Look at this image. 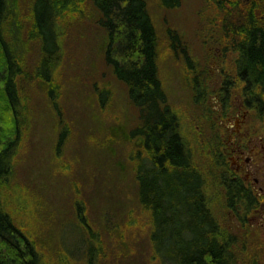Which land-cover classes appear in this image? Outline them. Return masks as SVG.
Returning <instances> with one entry per match:
<instances>
[{"label":"rangeland","instance_id":"1","mask_svg":"<svg viewBox=\"0 0 264 264\" xmlns=\"http://www.w3.org/2000/svg\"><path fill=\"white\" fill-rule=\"evenodd\" d=\"M145 1L157 31L159 78L193 163L205 177L209 209L223 232L235 238L234 264H264L263 224H235L221 186L216 153L220 142L226 147V131L216 118L215 100L225 80L237 77L235 41L227 22L241 24L251 17L263 21L264 0H180L175 9L162 0ZM54 3L63 20L60 60L54 82L44 84L34 73L37 42L29 41L28 76L21 82L27 126L6 206L18 224L32 230L41 251L53 259L48 263L70 264L61 253L59 237L62 226L75 220L76 204L82 203L90 223L111 233L115 251L121 233L126 234L130 244H137L128 260L149 264V220L138 203L131 160L140 147V138H130L141 128L140 111L105 63L104 35L91 0ZM24 34L27 40L28 26ZM197 86L205 91L203 96ZM241 103L240 91H233L230 105L239 108ZM252 116L264 129V118ZM63 131L65 142L58 150Z\"/></svg>","mask_w":264,"mask_h":264},{"label":"trees","instance_id":"2","mask_svg":"<svg viewBox=\"0 0 264 264\" xmlns=\"http://www.w3.org/2000/svg\"><path fill=\"white\" fill-rule=\"evenodd\" d=\"M162 2L170 9L181 3ZM21 3L22 0H0V264H52L48 261L53 259L41 251L32 230L15 221L6 206V197L13 185L16 158L27 126L21 82L28 76L25 56L30 53L27 47L32 42L28 43L37 42L34 73L49 86L60 60L59 28L63 20L54 0ZM91 4L97 27L104 35L105 63L128 88L129 98L141 114V128L133 131L130 138H140V147L131 160L135 164L138 203L149 220L150 258L146 261L234 264L235 238L223 232L209 209L205 177L193 163L180 132L179 118L169 105L159 78L157 31L146 1L91 0ZM227 28L235 41L237 77L236 81L225 80L221 88L223 100L229 103L233 91L239 90L245 106L264 118V19L259 22L251 17L241 24L227 22ZM170 38L176 49V38ZM196 90L202 96L205 93L201 87ZM62 135L58 150L65 142L64 131ZM221 160L217 166L223 168L221 181L227 205L235 211H247L241 197L242 192L246 193L244 187L240 181H232L226 159ZM246 198L251 205L258 204L253 196L247 194ZM246 223L242 222L243 227ZM120 239L115 251L111 233L96 229L89 221L86 206L78 203L75 220L62 226L59 242L61 253L70 264H132L128 258L137 244H130L126 234L121 233Z\"/></svg>","mask_w":264,"mask_h":264},{"label":"flooded vegetation","instance_id":"3","mask_svg":"<svg viewBox=\"0 0 264 264\" xmlns=\"http://www.w3.org/2000/svg\"><path fill=\"white\" fill-rule=\"evenodd\" d=\"M215 100L219 104L217 112L219 115L216 118L226 131V135L223 136L226 147H222L220 142V152L216 153L217 164L221 165L223 158L229 163V176L232 181L241 182L246 192L241 194L242 202L245 209L250 211L230 212L238 226L244 221L249 223L258 221L264 228V129L258 127L259 120L252 116L254 112L245 104L241 103L239 108L231 104L233 106L231 111L230 102L224 101L220 94ZM228 123L233 125L228 126ZM222 176L223 174L221 178ZM221 186L224 194H227L222 181ZM247 194L250 197L255 196L258 201L256 206L251 205L250 199L246 198Z\"/></svg>","mask_w":264,"mask_h":264},{"label":"bare ground","instance_id":"4","mask_svg":"<svg viewBox=\"0 0 264 264\" xmlns=\"http://www.w3.org/2000/svg\"><path fill=\"white\" fill-rule=\"evenodd\" d=\"M253 197H255V196H253ZM255 199H256V198H255ZM256 201H257V199H256ZM257 202H258V201H257ZM229 209H230V211L233 212V213L236 212L235 210L231 209L230 207H229ZM236 213H237V212H236Z\"/></svg>","mask_w":264,"mask_h":264}]
</instances>
